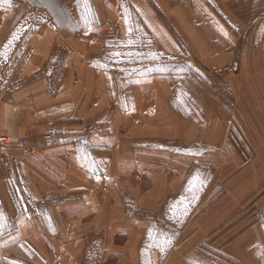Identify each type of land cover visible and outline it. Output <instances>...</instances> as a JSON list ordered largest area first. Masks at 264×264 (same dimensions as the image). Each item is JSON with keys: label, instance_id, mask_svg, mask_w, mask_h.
<instances>
[{"label": "crops", "instance_id": "0c3cea01", "mask_svg": "<svg viewBox=\"0 0 264 264\" xmlns=\"http://www.w3.org/2000/svg\"><path fill=\"white\" fill-rule=\"evenodd\" d=\"M128 4L168 61L142 63L139 46L122 45L118 51L131 61L106 67L103 23L72 30L46 21L25 49L13 43L14 33L0 31V53L13 51L0 55V88L8 97L0 102V137L7 139L0 140V264H141L142 232L153 226L151 217L162 218L182 183L180 171L168 178L172 169L208 166L203 153L229 146L251 150L245 136L256 126L249 114L235 112L234 97L246 90L241 75L210 85L193 74L235 57L221 50L227 36L212 8L223 4ZM100 7L108 25L115 14L118 24L136 22L124 16L121 0ZM51 73L53 95L45 84ZM20 136H29L36 152ZM190 147L200 153L183 152ZM111 233L126 238L118 243ZM95 245L100 252L93 255ZM172 258L170 252L165 264Z\"/></svg>", "mask_w": 264, "mask_h": 264}, {"label": "rangeland", "instance_id": "374dc122", "mask_svg": "<svg viewBox=\"0 0 264 264\" xmlns=\"http://www.w3.org/2000/svg\"><path fill=\"white\" fill-rule=\"evenodd\" d=\"M99 1L102 0H87V3L85 0H0V31L14 33L19 38L12 40L13 43L21 42L25 49L40 24L46 21L72 30L88 29L92 25L100 28L103 23L104 30L98 31V37H103L106 43V56H103L106 67L130 60H124L122 57L129 55L118 51L122 45L125 51H136L133 47L139 46L142 63L168 61L154 45L145 24L138 22L128 0H121L123 14L135 19V24L116 23V14L111 16L112 25L104 23L109 17L102 7L98 9ZM215 1L223 4L212 8L224 23L217 24V29L227 36L226 47L222 46L221 50H234L235 57L231 61L238 62V69L232 73L241 75L246 88L243 96L234 97L235 112L249 114L256 126L255 129L249 126L253 134L245 136L251 150H244L246 146L239 144L229 146L230 150L203 153L208 166L195 164L172 169L173 175L168 178L180 171L182 183L165 201L162 210L166 213L162 218L151 217L153 226L148 225L142 232L141 264H165L170 252L173 258L168 264H264V0ZM101 32L107 34L101 36ZM206 33L210 34L208 30ZM1 53L8 57L13 51ZM9 58L12 59V55ZM212 64H205L202 72L193 74H199L210 85L231 74L213 73ZM154 67L160 70L161 66ZM242 118L238 121L240 127L244 124ZM255 130L257 135H254ZM21 138L32 146L29 136ZM194 149L190 147L183 152L188 151L190 156L200 153ZM159 229L163 231L157 233ZM110 236L118 243L126 238L119 233ZM166 238L171 239L170 246L164 244ZM160 245H164V251ZM97 247L92 250L93 255L99 254Z\"/></svg>", "mask_w": 264, "mask_h": 264}, {"label": "built area", "instance_id": "2783aa9c", "mask_svg": "<svg viewBox=\"0 0 264 264\" xmlns=\"http://www.w3.org/2000/svg\"><path fill=\"white\" fill-rule=\"evenodd\" d=\"M237 69H238V62L237 61H230L228 63H225L224 65L214 64V65L211 66V71L213 73H216L217 75H223V74L236 72ZM45 84H46L47 92L50 95H53V94L56 93L57 85H56V81L54 79V75L53 74H50V75L45 77ZM7 99H8L7 95L0 88V102H5V101H7ZM50 132L52 134H54L55 133V129L52 128L50 130ZM0 140L1 141H7V139L5 137H0ZM20 143L22 145H24L29 152H34V150H35L34 146H29L25 138H23V139L21 138ZM6 162H8V164L10 162H13L14 164H18L19 163L18 160H14V159H10V158H6Z\"/></svg>", "mask_w": 264, "mask_h": 264}, {"label": "snow or ice", "instance_id": "6c2138e0", "mask_svg": "<svg viewBox=\"0 0 264 264\" xmlns=\"http://www.w3.org/2000/svg\"><path fill=\"white\" fill-rule=\"evenodd\" d=\"M85 3H87V0H85ZM129 32H131V29H129ZM18 38H19L18 36H13L12 39L15 40V39H18ZM9 43H11V41ZM0 55H3V53H0ZM116 55H119V53H117ZM2 219H3V215L0 214V220H2ZM164 244L170 246L172 244L171 239H167L166 238L165 241H164ZM159 247H160L161 251H164L165 250L164 245H160Z\"/></svg>", "mask_w": 264, "mask_h": 264}]
</instances>
